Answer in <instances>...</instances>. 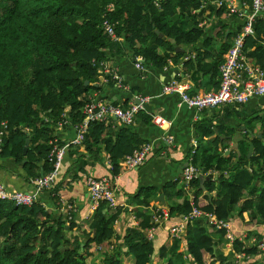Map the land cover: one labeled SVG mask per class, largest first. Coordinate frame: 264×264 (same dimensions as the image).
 <instances>
[{
	"label": "trees",
	"instance_id": "16d2710c",
	"mask_svg": "<svg viewBox=\"0 0 264 264\" xmlns=\"http://www.w3.org/2000/svg\"><path fill=\"white\" fill-rule=\"evenodd\" d=\"M202 5V0H160L158 4L156 0H0V156L20 165L29 181L52 171L48 155L57 125L67 112L74 126L84 119V105L100 91V70L110 61L108 50H117L120 43L128 45L134 60L143 58V64L163 67L169 59L183 62L194 80L200 72L219 74L233 34L226 38L224 8L211 7L217 22L207 36L210 26L199 25L206 11ZM105 19L113 23L120 40L107 34ZM242 25L234 35L241 32ZM254 32L246 36L244 50L264 69L263 17L254 23ZM215 41H220L219 47ZM177 47L184 50L176 51ZM193 51L196 55L191 58ZM106 82L116 84L111 78ZM129 103L119 105L127 107ZM254 118L244 117L253 133L257 127L252 124ZM213 126L211 121H199L196 130L201 141L214 134ZM215 127L220 135L227 133L223 131L225 122ZM259 131L264 136V119ZM27 139L30 143L25 154ZM249 139L247 132L243 141L248 143ZM262 139H252L254 155L250 158L238 150L237 155H223L226 146L219 149L220 136L212 138L210 148L196 150L191 162L204 174L216 171L217 178L206 180L203 186L201 175L195 178L191 182L192 200L184 188L166 186L170 198L180 199L169 208L171 216L188 215L195 205L218 219L231 220L239 206V214L248 211L251 222L264 223ZM143 143L128 127L114 137L107 123L97 121L90 122L83 140L92 158L103 152L109 155L113 176L127 169L122 160ZM259 181L263 184L256 188ZM217 185L221 190L214 194ZM247 191L252 196L247 198ZM154 194L155 189L141 187L132 196L138 224L127 232L122 244L115 243L114 228L124 209L120 206L112 208L102 201L80 221L71 212L73 218L67 224L41 200L22 205L0 198V264H236L232 253L224 254L223 243L216 242L206 225L189 224L184 239L169 240L156 249L145 232L153 226L154 213L143 210L151 205ZM52 197L58 207L59 198L56 194ZM217 232L222 237L226 234L225 229ZM235 241L237 253L249 258L261 253L256 244Z\"/></svg>",
	"mask_w": 264,
	"mask_h": 264
},
{
	"label": "crops",
	"instance_id": "0c3cea01",
	"mask_svg": "<svg viewBox=\"0 0 264 264\" xmlns=\"http://www.w3.org/2000/svg\"><path fill=\"white\" fill-rule=\"evenodd\" d=\"M224 1V4H220L218 0H211L207 4L203 21L206 26H210V28L208 27L207 29V36H210L211 26L215 25L217 22L216 11L212 12L210 8H224V13H226L224 22L227 24V31L233 34L231 37L232 40L240 24L244 22V18H240L237 13H231L228 2L233 1V4L237 7L238 5L243 7L242 10L246 14L251 13V2L250 0ZM261 17L264 18V12ZM219 42L220 41H215V46L219 47ZM202 44L203 41L198 44V47H201ZM108 53V59L110 60L109 66L121 73L124 83L128 88L105 82L103 79L104 75L101 73L98 81L100 91H95L92 97L94 96L119 104H125L126 101L138 102L140 96H150V99L145 103L146 111L161 114L168 123L163 128L159 127L152 122L149 114L145 111L137 117L135 123L132 125H125L114 117L111 118L107 123L110 136L113 135L115 137L124 127H128L144 142L153 144V151L142 165L137 168L126 169L119 175L113 176L111 161L107 153L103 152L100 153L98 158H92L86 153L87 151L83 143H71L76 136V128L67 112L68 109L66 111L67 113L64 114L65 119L63 118L65 123L63 125L58 124L56 127L58 142L63 146L68 144L64 158L60 164L58 178L53 187L44 189L39 193L38 199L42 201L54 216H62L67 224H69L67 215L70 208H72L71 212L74 217L80 221L87 217L96 207L91 201L87 178L108 176L112 179L116 203L118 206L124 208L119 218L114 223L117 236L115 243L122 244L124 243L123 238L126 236L127 232L137 227L138 221L133 212L134 204L131 203V201L133 200L132 196L137 194L141 187L155 189V196L152 198L151 205L143 207L144 211L154 213L155 215L158 208H170L175 204V201L180 200L170 198L165 191L166 186L171 187L172 184H176V190L184 188L185 193L190 197L189 195L191 192L185 188L182 181V169L192 161L193 154L196 150L202 152V150L213 146L212 138L220 136L221 141L219 149H222L224 145L226 146L222 152L225 156L231 153H236L237 155L236 150L233 148L235 142L238 143L239 154L249 152V143L252 142L254 137H258L259 134H262L259 128L261 121L264 119V95L252 96L247 102L241 105L226 104L214 110L200 111L196 108L181 104L180 95L178 93H166L164 88L169 82L178 80L183 85L187 86L192 93L213 90L219 85V74H215L213 71L200 72L198 79L194 80L187 73L183 62L177 63L172 59H169L168 64L163 67L142 63L144 70H141L135 64L136 59L134 60L132 51L129 49L128 45L124 43H120L118 49L113 50L111 53L108 50ZM195 55V51L190 54L191 58H194ZM139 59L145 62L143 58L139 57ZM188 59L190 58L185 57L184 60ZM247 59L249 64L259 66L255 60L248 57ZM247 115L256 117L252 123L253 125H257L254 133L249 129V126L244 120V117ZM201 120L211 121L215 126L225 122L227 127H224L223 131L227 133L220 135L216 127L213 126L212 129L214 130V134L202 137L203 141H201L200 135L196 130V125ZM247 132H249L250 139L248 143H245L243 139ZM252 134H255V136L253 137ZM226 136H233L232 140H226ZM258 138H263L262 140L264 141L263 134L262 137ZM195 142H197L196 147H194ZM246 144L248 146H246ZM210 174H213L212 177L206 178L210 176ZM25 175L26 172L24 169L16 164L14 160H4V158L0 156V178L5 182L6 187L10 191L23 190L32 192L34 190V186ZM211 178L216 180V171L211 170L206 174H202L201 183ZM262 184L263 182L259 181L256 188ZM220 190L221 186L217 185L214 194ZM54 194L59 198L58 207L52 197ZM163 195L164 197H162ZM245 195L247 198L252 196L248 191ZM157 199L161 201H157ZM230 222L232 225L231 235L234 240H239L245 244H253L252 240L254 239L264 242V223L256 224L251 222L248 211L239 214V206H236ZM189 224L198 226L206 225L209 233L216 242L219 241L223 243L222 250L224 254L228 255L232 253L230 257H234L236 264H248L255 261L264 264L263 252L255 254L250 258L246 256L245 253L239 256V253L235 250L234 244L230 245L231 237H229L227 233L222 237V235L217 232L218 230L214 229L213 226L203 218L189 222L184 216L177 215L164 220L157 225L152 238L156 249L169 240L175 238L184 239ZM174 227L178 228V232L176 233L177 236L172 233V228ZM115 243L114 245H116ZM185 247L186 243L184 240L181 250L184 251ZM184 258L186 259V257Z\"/></svg>",
	"mask_w": 264,
	"mask_h": 264
},
{
	"label": "built area",
	"instance_id": "2783aa9c",
	"mask_svg": "<svg viewBox=\"0 0 264 264\" xmlns=\"http://www.w3.org/2000/svg\"><path fill=\"white\" fill-rule=\"evenodd\" d=\"M160 0H156L158 4ZM202 8L207 7V4L211 0H202ZM251 1V13L246 14L242 8L238 5L233 4V1L228 2L231 13H237L240 18L243 19L242 30L236 34L232 39V44L229 50L224 55V60L219 66V85L217 88L205 92L191 93L187 86L183 85L178 80L169 82L164 91L166 93H178L180 95V102L191 108L202 110H214L218 107L226 104L241 105L249 100L252 96L264 95V69L260 66L249 64L244 46L246 36L254 35V23L260 18L264 12V0H250ZM220 4H224V0H218ZM245 3V2H244ZM237 15V16H238ZM200 26L205 25L204 21H201ZM104 27L107 34L111 36L113 40H120L117 36L113 23L109 20H104ZM136 66L141 70H144L142 61L139 57H136ZM100 73L104 75V81H108L110 78L116 82L118 86L128 88L127 85H123L122 75L110 68L109 64H105ZM106 74H108L106 76ZM150 99V96H140L138 102L131 101L127 107L116 104L113 101L92 97L84 105L82 112L84 113V119L76 124V136L72 140V144H81L88 132L90 122H105L111 118H115L119 122L125 125H132L135 123L140 112H146L149 114L152 122L159 127H165L168 121L161 114L146 111L145 103ZM65 120L60 122L63 125ZM4 127L6 123L3 122ZM3 136V130L0 131V141ZM51 150L48 155L49 161L53 164V170L47 175H43L36 179H31L30 182L34 186L32 192H26L23 190L10 191L5 182L0 178V198L6 201H12L16 204L32 205L33 202L39 200V193L44 190L51 188L55 185L58 178V171L60 164L64 158L66 146L61 145L57 137L50 141ZM197 146V142L194 143V147ZM153 151V144L143 143L137 149L134 150L133 154L127 155L122 160V163L126 165L127 169L137 168L142 165L146 158ZM202 170L193 164L192 162L185 165L182 169L181 176L185 188L191 192L189 195L191 200L193 199V189L191 182L202 175ZM87 185L93 204L98 206L99 203L105 201L106 204L112 208L118 206L114 195V187L112 179L108 176L101 178L88 177ZM72 208L67 215V220L70 221L73 217L71 214ZM171 217L170 209L166 207L158 208L153 217V226L147 231V237L152 239L154 232L158 224L167 220ZM184 217L189 221L193 222L197 219H205L213 226L216 230L225 229L229 237H231L230 245L235 243L231 235V222L230 220L218 219L213 213L201 210L200 208L193 205L191 212ZM178 228H172V233L177 236ZM173 234V235H174ZM174 235V236H175ZM253 244H256L258 249L264 253V242L252 240ZM239 256L244 253H239Z\"/></svg>",
	"mask_w": 264,
	"mask_h": 264
},
{
	"label": "water",
	"instance_id": "95a60500",
	"mask_svg": "<svg viewBox=\"0 0 264 264\" xmlns=\"http://www.w3.org/2000/svg\"><path fill=\"white\" fill-rule=\"evenodd\" d=\"M191 24H192V23L190 22V25H191ZM196 27H197V26H196ZM156 32H157V33H160L159 30H156ZM228 34H229V32L227 31V32H226V38H227V35H228ZM226 38H225V39H226ZM170 41L175 43V40H174V39H170ZM176 51H183V49L177 47V50H176ZM86 83H88V82H86ZM252 136L254 137L255 134H252ZM232 137H233V136H228L227 138L232 139ZM258 137H262V134H259ZM29 143H30V139H27V143H26V145L24 146V153H25V154H26L27 151H28ZM233 148H234L235 150H238V143H237V142L234 143ZM238 152H239V150H238ZM253 155H254V144H253V142H250V150H249V152H248V154H247V157L250 158V157H252ZM25 161H26V160H25ZM41 174H42V176L44 175L43 173H41ZM212 175H213V174H210V176H207L206 178L212 177ZM202 177H203V176H202ZM205 181H206V180H205ZM205 181H204V182H205ZM204 182H202V186H203ZM162 197H164V195H163ZM157 201H161V200L157 199ZM162 202H163V200H162ZM68 227H69V226H66V230L68 229Z\"/></svg>",
	"mask_w": 264,
	"mask_h": 264
},
{
	"label": "rangeland",
	"instance_id": "374dc122",
	"mask_svg": "<svg viewBox=\"0 0 264 264\" xmlns=\"http://www.w3.org/2000/svg\"><path fill=\"white\" fill-rule=\"evenodd\" d=\"M215 45V44H214ZM181 185V184H180Z\"/></svg>",
	"mask_w": 264,
	"mask_h": 264
}]
</instances>
